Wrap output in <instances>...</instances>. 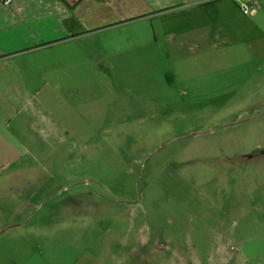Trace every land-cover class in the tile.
I'll list each match as a JSON object with an SVG mask.
<instances>
[{
  "label": "rangeland",
  "instance_id": "1",
  "mask_svg": "<svg viewBox=\"0 0 264 264\" xmlns=\"http://www.w3.org/2000/svg\"><path fill=\"white\" fill-rule=\"evenodd\" d=\"M229 35L186 65L221 89L172 108L146 92L185 64L29 97L0 140V264H264V33Z\"/></svg>",
  "mask_w": 264,
  "mask_h": 264
},
{
  "label": "crops",
  "instance_id": "2",
  "mask_svg": "<svg viewBox=\"0 0 264 264\" xmlns=\"http://www.w3.org/2000/svg\"><path fill=\"white\" fill-rule=\"evenodd\" d=\"M240 3L246 2L0 0V140L7 143L16 126L25 132L19 113L28 109L29 97L78 90V81L88 89L83 81L100 65L118 74L140 72L141 65L185 64L156 77L157 89L145 93H163V107H174L175 90L183 96L194 88L220 90L217 70L186 65L213 61L229 33L241 40L248 32L264 33L263 8L246 16Z\"/></svg>",
  "mask_w": 264,
  "mask_h": 264
},
{
  "label": "built area",
  "instance_id": "3",
  "mask_svg": "<svg viewBox=\"0 0 264 264\" xmlns=\"http://www.w3.org/2000/svg\"><path fill=\"white\" fill-rule=\"evenodd\" d=\"M240 8L244 15L250 16L253 15L256 12V6L255 4L251 3H240Z\"/></svg>",
  "mask_w": 264,
  "mask_h": 264
}]
</instances>
